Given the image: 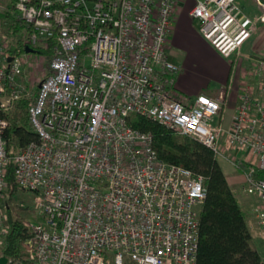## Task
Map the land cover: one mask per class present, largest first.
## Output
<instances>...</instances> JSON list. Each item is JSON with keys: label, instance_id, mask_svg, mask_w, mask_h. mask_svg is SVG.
Returning <instances> with one entry per match:
<instances>
[{"label": "built area", "instance_id": "1", "mask_svg": "<svg viewBox=\"0 0 264 264\" xmlns=\"http://www.w3.org/2000/svg\"><path fill=\"white\" fill-rule=\"evenodd\" d=\"M11 1L24 30L13 38L0 19L1 106L31 94L27 46L48 66L29 105L37 138L9 153V121L0 116L5 264H197L204 176L161 159L133 113L208 145L232 167L264 228V56L252 60L228 117L229 82L216 95L177 92L181 65L166 48L178 0H0V11ZM191 15L235 62L259 19L238 0H195ZM11 163L14 196L21 189L40 196L17 257L4 252Z\"/></svg>", "mask_w": 264, "mask_h": 264}, {"label": "trees", "instance_id": "2", "mask_svg": "<svg viewBox=\"0 0 264 264\" xmlns=\"http://www.w3.org/2000/svg\"><path fill=\"white\" fill-rule=\"evenodd\" d=\"M3 31L13 38L21 35L23 24L15 16L12 1L0 11ZM38 92V84L31 88V95L19 98L12 107L1 106L0 116L8 119L6 129L7 148L13 154L32 139L37 138L29 114L30 102ZM133 126L149 131L153 135L154 146L161 159L181 164L193 174L204 176L207 191L205 200L198 207L199 241L197 264H264L262 252L252 243V233L245 210L231 185L222 159L201 140L176 132L165 123L144 114L130 115ZM9 199L18 190L13 177V164L8 167ZM9 229L6 235L4 252L14 257L25 255L22 241L31 232L26 224V215L19 214L16 207L8 211Z\"/></svg>", "mask_w": 264, "mask_h": 264}, {"label": "crops", "instance_id": "3", "mask_svg": "<svg viewBox=\"0 0 264 264\" xmlns=\"http://www.w3.org/2000/svg\"><path fill=\"white\" fill-rule=\"evenodd\" d=\"M238 1L252 15L249 8L251 5L247 4V2L255 6L253 0ZM194 3L195 0H178L172 30L166 48L168 56L181 65L176 79L177 92L187 98H193L200 92L216 95L221 84L229 82V107L227 111L229 114L228 117H230L238 100L241 85L246 79H250L253 70L252 60H254V57L264 56V23L259 22L249 37L250 39L254 36L252 40L253 51L251 53L243 52L246 47H249V39L243 44L240 56L243 55L245 57L244 62L246 67L243 68L240 78L236 79L235 71L237 60L235 62L233 56L227 57L221 54L202 35L197 20L191 15V9ZM246 55L252 56V58L246 57ZM229 167L233 175V169L230 165ZM234 181L237 189L235 191L236 196L242 206L247 207L248 211L251 212L252 207L248 195L239 191L235 177Z\"/></svg>", "mask_w": 264, "mask_h": 264}, {"label": "rangeland", "instance_id": "4", "mask_svg": "<svg viewBox=\"0 0 264 264\" xmlns=\"http://www.w3.org/2000/svg\"><path fill=\"white\" fill-rule=\"evenodd\" d=\"M253 2L255 3V6L247 2V4L251 5V7L249 6L252 12L251 16H253L254 18H259L257 21V25L259 22L264 23V20L262 19V16L264 15V5H262L257 0H253ZM253 39L254 36L248 40L250 42V44L248 42L249 45L247 44L249 47H246L245 50H243V52L251 53L253 51L252 50ZM29 57H30V63L28 65V70L26 71L25 78L30 80V83L32 84L33 87L35 84H37V82L40 80V78L43 76L44 72L46 71V67L48 66V61L46 57L39 52H30ZM244 58L245 57L243 55L237 58L236 71H235L236 79L240 78L243 68L246 67ZM223 165L225 167V171L227 173L228 179L236 191L237 189L235 186L234 177L230 170L229 164H227V162H223ZM12 200H13L12 201L13 207H16L17 212L19 214L26 215L28 219L29 217H33L35 215L34 213L40 210V206L38 205L40 196L33 191L21 189L18 191L17 195L13 197ZM243 208L245 210L250 231L252 233L251 243L255 248L261 250V252L264 254V228H261L257 224L256 218L252 211L249 212L248 208L245 206H243Z\"/></svg>", "mask_w": 264, "mask_h": 264}, {"label": "water", "instance_id": "5", "mask_svg": "<svg viewBox=\"0 0 264 264\" xmlns=\"http://www.w3.org/2000/svg\"><path fill=\"white\" fill-rule=\"evenodd\" d=\"M262 5H264V0H258ZM26 51L28 52H36V49L35 48H32L30 46H27L26 48ZM9 59H11V57H9ZM6 262V257L5 256H1L0 257V264H5Z\"/></svg>", "mask_w": 264, "mask_h": 264}]
</instances>
